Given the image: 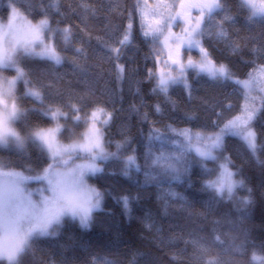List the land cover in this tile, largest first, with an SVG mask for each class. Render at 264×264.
Returning <instances> with one entry per match:
<instances>
[{
	"label": "trees",
	"instance_id": "1",
	"mask_svg": "<svg viewBox=\"0 0 264 264\" xmlns=\"http://www.w3.org/2000/svg\"><path fill=\"white\" fill-rule=\"evenodd\" d=\"M221 2L224 10L207 23L201 43L218 64L227 65L236 77L244 79L254 67L264 64V20H249L238 0ZM10 3L0 0L1 18L9 14ZM50 3L21 0L16 5H30L31 20L43 18L46 12L52 26L70 27L73 33L70 44L57 41L61 63L39 57L21 60L26 78L32 82L29 86L41 91L43 106L61 107L70 116V104L84 112L105 109L111 113L110 121L102 127L107 151L116 152L117 143L124 147L120 158L98 160L101 171L88 178L102 195V208L92 212L88 226L64 218L56 233L34 239L20 264H205L209 258L219 259L221 264H264V260H252L253 252L264 257V110L257 112L251 125L257 137L255 154L231 135L224 137L221 148L241 183L235 193L240 200L219 197L205 188L208 174L191 155L181 167L180 179L160 176L146 182L150 131L155 128L165 134L162 141H151L153 152L162 147L170 150L168 126L217 131L240 111L243 98L237 86L189 69L185 73L188 87L177 82L167 93L157 89L155 43L143 35L133 11L137 0H87L94 12L85 11L82 0H58L57 8L49 7ZM226 16L232 19L225 20ZM221 22L227 34L224 38L216 35ZM130 23V42L120 46L116 41ZM105 44L120 48L119 58ZM77 48L83 51L77 52ZM118 66H123L122 73ZM4 72L8 77L16 75L14 69ZM25 90L24 82L18 81L15 98L21 108L29 110L27 122L53 126L49 118L31 111L42 105L24 97ZM60 123H66L76 133L75 138L85 129L83 125L76 127L71 119L65 122L61 118ZM14 126L24 131L23 121ZM60 137L62 141L72 139L67 131ZM39 155L40 149L31 142L25 149L0 148V157L11 160L12 168L25 175L35 172H25L23 165L31 164L42 172L50 163L47 158L39 160ZM130 155L136 157L139 171L126 169L124 161ZM124 197L128 198L127 209ZM197 239L209 249L207 254L202 256L193 245ZM233 243L244 247L237 253Z\"/></svg>",
	"mask_w": 264,
	"mask_h": 264
},
{
	"label": "snow or ice",
	"instance_id": "2",
	"mask_svg": "<svg viewBox=\"0 0 264 264\" xmlns=\"http://www.w3.org/2000/svg\"><path fill=\"white\" fill-rule=\"evenodd\" d=\"M18 3H21V0H11V12L7 22L0 21V148L15 146L17 149H23L27 142H31L40 149L38 159L42 161L47 158L50 163L42 172L31 164L23 165L25 172L36 173L25 175L24 172L12 168L11 160L5 161L0 157V261H7V264H20L21 256L30 249L34 239L54 234L53 229L59 226L65 217L79 219L80 224L87 227L92 212L99 207L101 200L100 192L88 184L87 176L101 171L96 161L120 158V150L124 147L123 143H117L116 152L107 151L102 127L97 126L98 123L107 125L111 119V113H107L105 109L96 107L89 113L76 104H70V116L68 112L62 111L61 107L52 104L43 106L44 97L41 91L34 85L29 86L32 82L26 78L27 73L20 66V62L24 58L39 57L61 63L63 58L57 50V41L70 44L73 33L70 27L53 28L46 12L43 18L33 22L29 19L32 15L31 6L18 8ZM238 5L241 10L247 11L249 20H264V0H238ZM81 6L85 11H95L87 0H82ZM49 7L57 8L58 0H51ZM136 8L139 9L141 17L146 15L139 0ZM194 10L199 15L193 16ZM223 10L221 0H179V4L174 0H159L153 7V15H158L159 18L153 20L154 26H150V30L145 31L143 35L150 36L154 43L161 42L160 37L164 38L162 43L169 49V59L179 72L177 76L162 72L157 79L156 88L167 93L168 88L177 82H183L185 87H188L185 73L191 69L197 75L205 74L213 80L232 81L244 103L239 113L227 120L216 132H193L191 129H174L168 126L172 134L169 139L173 146L171 151L166 152L163 147L160 151H152L151 141H162L165 138L164 133L153 128L149 134V150L145 157L148 166L145 172L146 182L157 180L160 176L180 179L181 167L193 153L199 158L202 166L204 161L219 160L216 153L222 148L226 135L238 137L253 154L257 151V137L251 125L257 112L264 110V64L257 65L247 73L246 78L240 79L227 65L218 64L203 47L200 39L205 35L207 23ZM224 19L232 18L226 16ZM176 21H182L185 25L180 34L172 31ZM222 23L219 25L220 31L216 33L219 38L227 35L223 31ZM131 27L130 23L128 30L116 41L117 44L123 46L130 42ZM105 47L116 53L119 58L120 48L108 44H105ZM181 49H198L200 59L194 60L190 56L186 63L182 62L178 58ZM76 51L83 50L77 48ZM173 51L177 57L175 59ZM118 67L122 73L123 66ZM6 69H14L16 75L4 76L2 73ZM149 76L151 77L152 73H149ZM21 80L26 86L24 97H31L42 105L41 108L31 111L49 118L54 124L53 127L30 125L27 122L29 110L21 108L15 98L16 85ZM61 118L65 122L71 119L76 127L84 126L85 130L79 134V138H75L76 133L69 129L66 123H60ZM18 121H23V132L14 126ZM66 131L71 133L72 139L70 143L64 144L60 136ZM77 159H83L85 162L76 164L74 161ZM224 160V163L218 164L215 177L206 180L204 186L219 197L227 194L231 198L237 181L233 179L235 173L229 167V159L225 157ZM124 162L126 169L135 167L137 171L140 170L135 156H127ZM204 167L205 172L211 176L213 170ZM184 171H187V168H184ZM29 182H36L39 186L32 189L28 186ZM123 203L127 209V197L123 198ZM215 240L219 241V237H215ZM192 243L202 256L208 253L209 249L199 239L193 240ZM232 247L239 253L244 245L233 243ZM252 260L261 261L264 257L253 252ZM205 264L221 262L219 259L209 258Z\"/></svg>",
	"mask_w": 264,
	"mask_h": 264
},
{
	"label": "rangeland",
	"instance_id": "3",
	"mask_svg": "<svg viewBox=\"0 0 264 264\" xmlns=\"http://www.w3.org/2000/svg\"><path fill=\"white\" fill-rule=\"evenodd\" d=\"M168 2H173V0H168ZM174 2L176 3V4H179V0H174ZM157 3H159V0H139V4H140V6L144 9V12H145V16L144 17H141V15H140V11H139V9H137L136 8V5L133 7V11L135 12V15H137L138 16V18H139V20H140V23H141V27H142V30H143V33L145 32V31H149L150 30V26H154L153 25V20L154 19H158L159 18V16L158 15H156V16H154L153 15V7L157 4ZM145 5H147V7H145ZM10 12H11V9H10V11H9V14H7V16L5 17V19L4 18H1L0 17V21H2L3 23H6L7 22V19H8V17H9V15H10ZM193 16H197V15H199V13L197 12V11H193ZM30 19V18H29ZM39 20V19H38ZM38 20H33V22H35V21H38ZM52 26V25H51ZM53 28H57V27H59V26H52ZM185 27V25H184V23L182 22V21H176V22H174L173 23V26H172V31L174 32V33H177V34H180L181 32H182V29ZM59 28H64V27H59ZM127 30H128V27H127ZM150 37V36H149ZM163 37H160V41L161 42H159V43H155V55H156V58H157V77H159V75L162 73V72H167V73H171L173 76H177V75H179V72H178V69L176 68V66L175 65H173L172 64V60L171 59H169V49L167 48V47H165L164 45H163V43H162V41H163ZM200 39H201V37H200ZM170 43H171V41H170ZM172 55H173V58L175 59V58H177L176 56H175V52L173 51V53H172ZM192 57L194 60H199L200 59V55H199V51H198V49H192V50H187V49H181V52H180V56L178 57L182 62H184V63H186L187 62V59L189 58V57ZM4 76H6V77H8L7 76V74L3 71V73H2ZM186 82H187V80H186ZM183 83V82H182ZM253 95H258V93H253ZM243 103H244V100H243ZM242 103V104H243ZM260 107V105H259V102L257 101V108H259ZM91 112V110L89 111V113ZM103 115H101V120H103ZM54 126V125H53ZM53 126H51V127H53ZM97 126L98 127H103L101 124H97ZM221 127H223V125L221 126ZM253 128V127H252ZM85 130V129H84ZM219 130V129H218ZM217 130V131H218ZM193 132H195V131H198V130H192ZM214 132H216V131H214ZM171 137H169L167 140H166V143L170 146V150L169 151H171V150H173V146L169 143V139H170ZM60 140H61V142L62 143H64V144H67V143H70L71 142V140H69V141H62V139H61V137H60ZM224 141V140H223ZM26 145H27V143L25 144V146H24V148L23 149H25L26 148ZM106 147V146H105ZM8 148H13V149H17L15 146H9ZM107 149V148H106ZM256 153V152H255ZM216 155L219 157V160H217V161H211V160H209V161H204L203 162V164H204V166H206V168L207 169H210V170H213V172H212V175L211 176H207V178L205 179V181L206 180H208V179H210V178H214L215 177V174H216V170H217V168H218V164H220V163H224L225 162V160H224V157L222 156V154H221V149L220 150H218L217 151V153H216ZM191 156L192 157H194L197 161H199L200 162V160H199V158H197V157H195V154L193 153V154H191ZM50 161V160H49ZM85 161L83 160V159H77V160H75L74 161V163H76V164H79V163H84ZM96 164H97V166L100 168V169H102V164L101 163H99V162H97L96 161ZM200 164H201V162H200ZM203 166V167H204ZM205 168V167H204ZM231 169V168H230ZM233 171V170H232ZM99 172V171H98ZM98 172H96V173H98ZM95 173V174H96ZM234 173V172H233ZM36 173H34V174H32V175H35ZM92 175H94V174H90V175H88L87 176V182H88V184L89 185H91L92 187H94L95 189H97L92 183H90L89 182V176H92ZM233 179L235 180V181H237V186H236V188L234 189V193H233V196L231 197V199H233L234 201L235 200H240V199H238V198H236L235 197V193H236V190H237V188L241 185V183H240V181H239V179H237L236 177H235V175H234V177H233ZM28 186L30 187V188H32V189H35L36 187H38L39 185L36 183V182H29L28 183ZM98 190V189H97ZM99 191V190H98ZM101 194V193H100ZM225 197H228L227 196V194H225L224 195ZM102 208V195H101V200H100V205H99V207L97 208V209H95L94 211H96V210H98V209H101ZM93 211V212H94ZM65 218H67V217H65ZM69 218H71V217H69ZM72 219V218H71ZM76 221H78L79 222V219H75ZM80 223V222H79ZM61 225V224H60ZM59 225V226H60ZM59 226H56L54 229H53V233H56L57 232V230H58V228H59ZM7 262V261H6Z\"/></svg>",
	"mask_w": 264,
	"mask_h": 264
}]
</instances>
